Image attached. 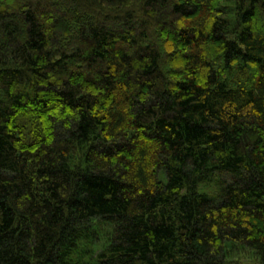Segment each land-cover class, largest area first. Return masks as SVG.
<instances>
[{"label":"trees","instance_id":"16d2710c","mask_svg":"<svg viewBox=\"0 0 264 264\" xmlns=\"http://www.w3.org/2000/svg\"><path fill=\"white\" fill-rule=\"evenodd\" d=\"M236 246L264 264V0H0V264Z\"/></svg>","mask_w":264,"mask_h":264},{"label":"rangeland","instance_id":"374dc122","mask_svg":"<svg viewBox=\"0 0 264 264\" xmlns=\"http://www.w3.org/2000/svg\"><path fill=\"white\" fill-rule=\"evenodd\" d=\"M97 240L96 245L98 248L106 246L107 239L110 235V228L103 224L96 225ZM87 242L82 243L80 247H86ZM95 251V250H94ZM98 251V250H97ZM231 264H260L259 259L247 248L236 246V249L233 251V255L230 256Z\"/></svg>","mask_w":264,"mask_h":264}]
</instances>
